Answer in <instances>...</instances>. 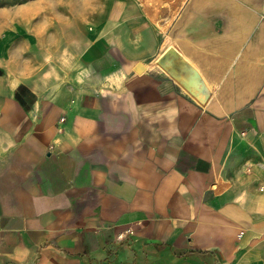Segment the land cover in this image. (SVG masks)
<instances>
[{"label": "crops", "instance_id": "obj_1", "mask_svg": "<svg viewBox=\"0 0 264 264\" xmlns=\"http://www.w3.org/2000/svg\"><path fill=\"white\" fill-rule=\"evenodd\" d=\"M0 264H264V0H4Z\"/></svg>", "mask_w": 264, "mask_h": 264}, {"label": "rangeland", "instance_id": "obj_2", "mask_svg": "<svg viewBox=\"0 0 264 264\" xmlns=\"http://www.w3.org/2000/svg\"><path fill=\"white\" fill-rule=\"evenodd\" d=\"M4 7V0H0V11L3 9ZM198 74V73H197ZM211 73H209V71L206 69L204 70V75L205 77H209ZM198 76L200 77V75L198 74Z\"/></svg>", "mask_w": 264, "mask_h": 264}, {"label": "trees", "instance_id": "obj_3", "mask_svg": "<svg viewBox=\"0 0 264 264\" xmlns=\"http://www.w3.org/2000/svg\"><path fill=\"white\" fill-rule=\"evenodd\" d=\"M18 96V95H17Z\"/></svg>", "mask_w": 264, "mask_h": 264}]
</instances>
